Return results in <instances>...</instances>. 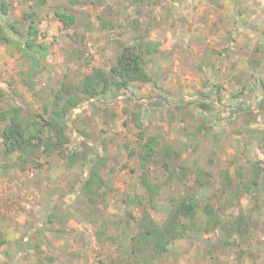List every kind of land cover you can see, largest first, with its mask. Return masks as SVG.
Wrapping results in <instances>:
<instances>
[{
  "label": "rangeland",
  "instance_id": "374dc122",
  "mask_svg": "<svg viewBox=\"0 0 264 264\" xmlns=\"http://www.w3.org/2000/svg\"><path fill=\"white\" fill-rule=\"evenodd\" d=\"M41 1L0 0V25L17 23L23 34L14 43L0 44V90L5 92L0 113L16 104L33 116L43 114L50 94L63 83L78 84L95 68L109 70L129 43L123 34H133L136 21L141 32L150 30L151 39L160 43V52L147 65L157 81L113 91L101 101L80 104L69 115L67 151L81 154L86 141L107 158L101 173L109 185L104 204L91 206L83 192L93 153L73 166L65 157L68 152L49 158L40 153V166L21 171L5 167L0 152V264H104L122 254L119 249L129 256V239L141 214L127 208V200L144 192L133 155L138 132L134 113L140 114L136 121L142 120L148 135L160 136L180 152L174 165L204 169L215 180L229 170L236 181L245 182L252 164L264 166V0ZM63 5L90 16L93 28L79 29L81 44H73L76 31L66 29L55 14ZM27 14L35 15L33 39L49 47L33 85L26 77L30 61L20 47L28 32ZM99 18L112 27L103 29ZM72 50H78L74 57ZM6 124L0 122V143ZM201 126L208 128L204 139ZM150 175L156 183L165 182L155 212L167 211L170 196L189 194L200 203L195 221L204 228L202 208L219 198L217 185L193 189L190 181L169 182L159 166H152ZM253 191L254 203L242 195L240 207L227 206L223 215L228 221L242 209L248 220L245 236L230 237L221 228L190 230L156 264H264V178Z\"/></svg>",
  "mask_w": 264,
  "mask_h": 264
},
{
  "label": "trees",
  "instance_id": "16d2710c",
  "mask_svg": "<svg viewBox=\"0 0 264 264\" xmlns=\"http://www.w3.org/2000/svg\"><path fill=\"white\" fill-rule=\"evenodd\" d=\"M47 1L42 0L41 2L45 4ZM70 1L72 5L78 2L77 0ZM1 9L6 13L7 5L5 2H3ZM55 14L66 29L73 28L76 31L72 37L73 44H81L84 40L83 32L91 31L93 28L89 15L70 12L67 5L58 8ZM34 16L33 14L25 16L26 21L30 22L27 23L28 32L24 34L25 37L20 45L23 47L26 58L30 61V66L26 72L27 82L30 85H33V79L40 70L42 61L49 54V47L46 44H38L33 39V36L37 35ZM99 19L103 29L112 27L111 21L104 18ZM131 25L133 34L130 36L123 34L126 35L125 38L128 39L129 43L122 46V52L109 70L95 68L85 75L78 84L63 83L59 91L50 94V104L46 106L43 114L33 116L16 104L0 113V122H7L1 131L2 140L0 143V152L5 167L11 166L23 171L29 165L40 166L38 162L40 153L46 158L54 154L65 155L71 140L68 119L77 106L91 100L101 101L109 93L126 91L135 83H156L157 80L147 65L150 57L160 52V43L151 39L150 30L145 33L141 32V26L138 25L137 21L132 22ZM80 28L84 29L83 32L79 30ZM22 35L17 23L10 24L6 28L0 25V43H14V38L17 39ZM77 51L72 50L71 56L74 57ZM82 57L83 53L79 50L78 58ZM4 96L5 92L0 90V99ZM201 108L203 110L211 109L208 105H201ZM45 115L48 118H45ZM138 115L140 114L134 113L138 132L134 142L137 148H135L133 155L138 158L137 166L141 171L139 183L144 192L143 194L130 195L127 200V208L135 207L140 212L141 217L135 221L136 229L129 239V256L125 257L124 251L119 249V253L122 254L104 264H156V261L169 251L170 245L185 238L190 230L208 232L221 228L230 237H233L234 234L245 236L248 232V220H246L244 211L240 209L237 216L231 215V220L224 221L225 207L228 206L234 210L238 206L240 207L239 201L242 195H249L254 203L253 190L260 186L261 179L264 178V166L252 164L251 176L245 182L236 181L229 170H223L220 179L215 180L214 176L204 169L195 170L174 165L176 161L180 160V152L162 140L160 136L148 135L142 120L136 121ZM207 131V126L199 127L198 132L202 139L206 137ZM79 134L83 135L82 138H86L85 131L79 129ZM84 145L87 151L83 150L81 154L68 152L65 157L68 160V165L73 166L86 160L91 153L94 154L95 158L90 160V174L84 183L83 192L87 195L90 205L96 207L97 204H104L105 190H108L109 187L108 182L101 176L108 162L107 158L97 154L94 147L88 142L84 141ZM127 147L128 145L125 146L126 149ZM152 166L163 168L167 173L169 182L187 184L190 181L193 189L218 186L219 198L214 201L209 199L202 208L205 219L204 228L198 226L195 221L199 215L200 203L189 194L170 196L166 200L165 205L169 207L166 212L154 211L155 203L162 194L165 182L156 183L152 181L150 175ZM238 176L244 178L243 174L239 173ZM54 216V213L50 216V222L54 221ZM102 234L103 232H101ZM98 237L100 238L99 234ZM29 246L30 244L27 248ZM119 247L123 248V246Z\"/></svg>",
  "mask_w": 264,
  "mask_h": 264
},
{
  "label": "crops",
  "instance_id": "0c3cea01",
  "mask_svg": "<svg viewBox=\"0 0 264 264\" xmlns=\"http://www.w3.org/2000/svg\"><path fill=\"white\" fill-rule=\"evenodd\" d=\"M0 44H2V43H0ZM0 50H1V46H0ZM11 54V53H10ZM2 65H4V64H1L0 65V68H4V66H2ZM0 72L2 73V71L0 70Z\"/></svg>",
  "mask_w": 264,
  "mask_h": 264
}]
</instances>
